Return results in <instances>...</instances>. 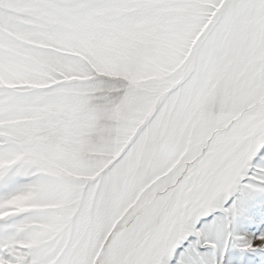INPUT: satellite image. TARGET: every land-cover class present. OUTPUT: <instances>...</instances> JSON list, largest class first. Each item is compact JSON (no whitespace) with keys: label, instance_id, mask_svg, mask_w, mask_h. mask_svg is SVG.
I'll use <instances>...</instances> for the list:
<instances>
[{"label":"snow or ice","instance_id":"obj_1","mask_svg":"<svg viewBox=\"0 0 264 264\" xmlns=\"http://www.w3.org/2000/svg\"><path fill=\"white\" fill-rule=\"evenodd\" d=\"M0 264H264V0H0Z\"/></svg>","mask_w":264,"mask_h":264}]
</instances>
